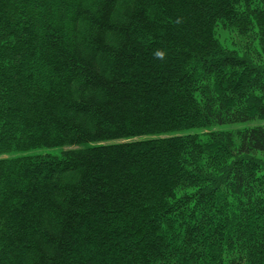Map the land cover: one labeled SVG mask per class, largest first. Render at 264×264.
<instances>
[{
    "label": "trees",
    "instance_id": "16d2710c",
    "mask_svg": "<svg viewBox=\"0 0 264 264\" xmlns=\"http://www.w3.org/2000/svg\"><path fill=\"white\" fill-rule=\"evenodd\" d=\"M261 120L264 0H0V264H264Z\"/></svg>",
    "mask_w": 264,
    "mask_h": 264
},
{
    "label": "rangeland",
    "instance_id": "374dc122",
    "mask_svg": "<svg viewBox=\"0 0 264 264\" xmlns=\"http://www.w3.org/2000/svg\"><path fill=\"white\" fill-rule=\"evenodd\" d=\"M248 125H264V120H261V121H256V122H253V123H250V124H246V125H232V126H228L226 128L228 129H236V128H239V127H244V126H248ZM237 126V127H236ZM239 126V127H238Z\"/></svg>",
    "mask_w": 264,
    "mask_h": 264
}]
</instances>
